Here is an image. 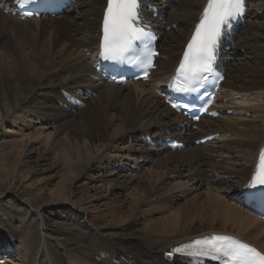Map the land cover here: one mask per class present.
<instances>
[{
  "label": "bare ground",
  "instance_id": "bare-ground-1",
  "mask_svg": "<svg viewBox=\"0 0 264 264\" xmlns=\"http://www.w3.org/2000/svg\"><path fill=\"white\" fill-rule=\"evenodd\" d=\"M153 1L154 6L163 3ZM206 1L177 0L175 6L162 4L169 9L176 7L174 11L181 5V11L174 12L169 19H165L164 8L157 11V17L144 10L145 22L161 36V54L150 82L126 86L106 82L92 63L107 0H77L72 10L53 19L21 21L0 10V46L8 51V59L0 68V129L8 130V125L22 123L24 127L19 132L27 143L44 139L49 151L52 146L65 143L60 154L65 182L49 190L51 201L46 204H39L35 198L19 199V193L11 186L5 189V184H12L9 176L16 163L11 162L12 151L0 156V196L5 197L0 210V257L6 260L0 264H193L184 257L171 258L174 253L171 257L167 254L188 241L213 234L235 236L264 252V223L236 197L250 179L257 155L264 147V23L251 22L250 18L256 19L257 15H247L245 26L239 27L235 34L239 40L234 46L229 45L227 54L221 58L226 70L219 96L221 118L204 119L197 124V131L185 132L184 118L171 110L157 92L159 84L171 78L177 68ZM249 1L250 6L257 7L259 0ZM11 2L0 0V5L4 4L5 10L11 7ZM259 3L263 6L264 0ZM94 6L98 15L91 19L89 12L94 11ZM87 7L88 11L81 16L69 17L75 10ZM173 25L178 26V31L167 35L166 29ZM241 31L246 33L242 37ZM165 43H169L166 50ZM26 48L28 53L24 52ZM243 50L249 55L237 54ZM230 56L238 62H229ZM82 93L92 96L88 104L79 99L84 108L68 100ZM112 113L118 114L124 136L155 141L175 139L186 148L169 152L162 145L158 158L120 151L116 141L123 136L108 133L115 116H110ZM205 120L214 123L209 126ZM38 121H42L41 129L26 134V130L40 124H36ZM8 131L14 133L16 128ZM214 135H219V139L212 145L199 147L195 143ZM23 144L14 145L16 153H13L17 164L24 165L30 154L25 152L26 146L30 145L23 148ZM102 158L122 160L124 165L132 161L137 164L139 159L146 163L149 158L150 184H161L172 176L179 180L173 192L201 191L208 203L176 207L171 200L162 199L160 205L172 212L171 218H166L165 223L161 220L143 226L135 220L140 208L136 210L130 205L124 214L120 212L122 216L113 214V220L104 214L91 215L96 211L91 210L94 205L89 208L86 203L89 207L75 208L76 204L71 205L70 183L80 179L78 173L86 175L93 163ZM153 198L150 191L148 199L153 201L156 197ZM122 220L130 222L123 226ZM196 223H200L198 228ZM40 230L45 232L43 239Z\"/></svg>",
  "mask_w": 264,
  "mask_h": 264
},
{
  "label": "rangeland",
  "instance_id": "rangeland-1",
  "mask_svg": "<svg viewBox=\"0 0 264 264\" xmlns=\"http://www.w3.org/2000/svg\"><path fill=\"white\" fill-rule=\"evenodd\" d=\"M262 1L263 0L257 1V3L255 4V5H257V7L249 6V8H251V10L249 11V15L254 14V15H257V17H258L256 19L254 17H251L250 18L251 22H256V23L262 22V23H264V5L259 6V4H261L259 2H262ZM151 3L155 4V1H152ZM173 5L175 6L176 3H174ZM250 5H251V3H250ZM96 7L97 6L93 7L94 11L90 10L89 18L95 19L97 17L98 10L95 11ZM153 7L158 9V10L161 8H164V10L167 11V15L165 16V19H169V17L174 12L181 11V5L180 4L177 5V8H178L177 11H174V9L176 7L169 9V8L163 7L162 4L159 6L153 5ZM88 9L89 8L87 7L83 10H75L72 15L69 14V17H77V16L79 17L82 14L86 13L88 11ZM90 9H92V8H90ZM250 20H249V22H250ZM176 31H178L177 25H173L172 27H168L166 29L167 35L176 34ZM243 33L246 34L245 31L244 32L241 31L240 37H242ZM237 40H239V36L237 37L236 41ZM236 41H235V43H236ZM169 43H165L163 45L165 50H166V47L169 45ZM175 44L173 43V45H175ZM2 46L3 45L0 46V52H1L0 53V61H1L0 62V68L3 67V65H4L3 62L7 61V59H8L7 58L8 57V51L2 50ZM244 51L245 50H243L241 53L238 52L237 54L248 56L249 52H246V51L244 52ZM24 52L28 53L29 51L26 48L24 50ZM230 59H231L230 62H232L233 64L238 62V60H234L235 59L234 56H232ZM123 86H126V85H123ZM91 97L92 96H87V95H84L82 93V94H76L75 98H78L81 101L86 102L85 104H88L90 102V100H88V99H90ZM72 113H75V112L73 111ZM110 116H114L115 119L113 118V122L111 124L112 126H110L111 128L108 129L109 135L113 136L114 133L116 132L117 134H121L123 136L120 139H117V141H116V145L118 146L120 151L130 152L133 155H143V156L152 155V157L158 158L157 152H159V150L161 149L160 148L161 145L159 144L160 143L159 141H155V140L150 139V138L149 139L147 138L148 139L147 140L144 137L134 138L132 136H124L123 135L124 129L121 125L120 118H119L118 114L112 113V114H110ZM205 121L207 122L206 125L209 124V126H212V124L214 123V121H207V120H205ZM41 122L40 121L36 122V124L37 123H40V124H37V126L31 128V130L30 129L26 130L25 133L28 134L29 132L39 131V128L41 129V127L43 126L41 124ZM118 122L120 123V125ZM113 123H115V125ZM8 126H9V128H7L8 130L13 131V129L16 128V131L13 133V132H9L6 129H3V130L0 129L1 130L0 131V156L4 153H6V154L11 153V151H12V154L10 155V158H12L11 162L13 164H15V163L16 164L14 166V169L11 170V174L9 176V179H10L12 184L11 185L5 184L6 185L5 189L9 188L10 186L12 188H14V190H16L17 193H19V197H18L19 199H22L23 197L35 198L36 200H38L39 204H46L47 202H50L51 198H50V196H48L49 190L51 191V189L53 190L58 185H61L62 182H65L64 181L65 180V171L63 169V161H62V159H60V154L64 150L65 143L62 144V146L64 145L63 147L61 146V143H59L60 145L56 144V145L52 146L50 148L52 151L51 152V151H49V148H47V146L45 145L44 139L43 140L41 139L42 140V141L40 140L41 142L36 141V143L35 142H31L29 144L27 143L28 142L27 138L22 136V133L19 132V129L21 127L23 128L24 124H22V123H19L16 125L10 124ZM25 126H27V125H25ZM52 127H54V126H52ZM112 129H114V130H112ZM149 140H151V141H149ZM17 143L18 144L20 143V145H21V143L22 144L24 143L23 144L24 146L22 145L23 148L26 146L25 144L30 145V146H26L27 148L25 151V152H27V151L30 152V154L29 153L27 154V157L28 158L30 157V158L28 159L26 157L27 159L26 158L24 159V161L26 160L24 162V165L23 164H17L18 160L15 159L16 155H14V153H16V152H14V151H16V150H14L13 147ZM11 144L13 146H11ZM57 145H59V147H57ZM52 148H53V150H52ZM54 148H55V150H54ZM176 152H180V151H176ZM58 154H59V156H58ZM43 157H45V158L47 157L48 159H45ZM56 157H59L58 160ZM54 158H55V160L53 161ZM50 160H52V163ZM145 160H147L146 163H143L144 159H139L137 164H135V162L132 161V162H128V163H126V165H124L122 160L115 161V160H108V159L102 158L101 160L97 161L96 163H93L91 169L86 172V175L85 174L83 175L82 173H78V175H81L80 179L78 181L76 180L74 183H73V181L70 183V184H72L71 185V189H72L71 194L72 195H70L71 205L76 204V205H74L75 208L76 207L77 208H80V207L85 208V207H89V206H90L89 208H91L94 205L93 206L94 209L92 208L91 210H96V211H92L93 213H90L91 215L99 216V215L104 214V216H106V217H107V215H108V217L110 216L112 220L115 217L122 216L121 214H124V212L130 208V206H133L136 210H138V208H140V210L142 209L144 212L141 210L143 212L141 214V211L138 210V212H137L138 216L136 215L138 217V219H135V220H136V222H138V224H141L143 226V225H148L149 223L151 224L153 222L154 223H160L159 221H161V220H162L161 221L162 223H165L166 222L165 220H167L166 218L170 217L169 215H171L172 212L168 211V209H166L160 205V202L162 201V199L163 200H171L172 203L176 207L177 206L182 207V205H190V204H193L195 202L203 203V202L207 201L206 204L208 203L206 196L204 194H202L201 191L199 192L197 190L196 191L195 190L194 191L193 190H191V191L185 190V191H182L183 193H180L178 191L173 192L172 189H174L175 186L179 183V180L173 178L172 176L165 179L164 181H162L161 184H160V182H158V183L155 182L154 186H153V184H150L151 183L150 182V176H149V173L147 171L151 167V164H148L151 161L149 158L145 159ZM50 163H51L52 167L50 166ZM8 164H10V163H8ZM1 165H2V162L0 161V167H1ZM56 165H57V167H56ZM143 183H145V184H143ZM174 184H176V185H174ZM72 186H73V188H72ZM173 186H174V188H173ZM145 187H147V188L144 191ZM148 187H151L152 189L148 188ZM148 189H150V190H148ZM170 189H171V191H170ZM150 191H152L154 198L156 197L155 199L153 198L154 202L151 199H148V195H149ZM200 193H201V195H200ZM4 199H5V197L3 198L2 196H0V210L3 208ZM86 200H87V202H85ZM144 200H145V202H144ZM146 200H147V202H146ZM82 201H84V203H82ZM155 201H156V203H155ZM212 202H213L212 208H215L216 207L215 199H213ZM86 203L88 205L89 204L90 205L88 206V205H86ZM133 203L134 204L137 203L135 205L136 207L133 205ZM146 204H148V205L146 206ZM11 205H13V204L11 203ZM109 207H112V209ZM108 208H109L110 212L107 210ZM15 209H18V208L15 207ZM148 210H150V211H148ZM146 211H148V212H146ZM95 212H96V214H95ZM120 212H121V214H120ZM106 213H108V214H106ZM115 213L117 214V216ZM109 214H111V215H109ZM113 214L115 217L113 216ZM137 217H135V218H137ZM161 218H163L164 220ZM127 222L129 224L130 221L126 220V222H125V220H122L121 224H123V226H125V225H127ZM115 224H116V221L112 223L113 226H115ZM199 226H200V223L195 224V227L198 228ZM39 234L41 235L40 237L43 239L45 236L44 235L45 232L40 230ZM2 261H6V260L1 258L0 262H2ZM5 264H10V262H7ZM12 264H14V263H12Z\"/></svg>",
  "mask_w": 264,
  "mask_h": 264
},
{
  "label": "snow or ice",
  "instance_id": "snow-or-ice-1",
  "mask_svg": "<svg viewBox=\"0 0 264 264\" xmlns=\"http://www.w3.org/2000/svg\"><path fill=\"white\" fill-rule=\"evenodd\" d=\"M31 0H21L30 3ZM245 0H207L191 40L186 46L174 80H182L183 86L176 91H196L197 85L206 81L213 72L221 36L234 20L243 15ZM140 0H108L103 20V37L100 59L110 62H127L152 65L153 35L141 23ZM144 43L146 51L137 52L136 42ZM143 59L138 61V57ZM223 79V77H218ZM175 107V105H174ZM198 119V117H197ZM248 188L264 190V149ZM173 253L195 258L211 257L221 264H264V253L246 242L228 235H210L174 248Z\"/></svg>",
  "mask_w": 264,
  "mask_h": 264
}]
</instances>
